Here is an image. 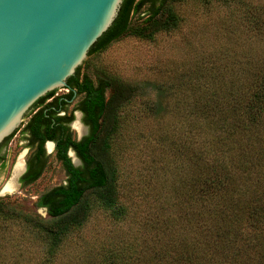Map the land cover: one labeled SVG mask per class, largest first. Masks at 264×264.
<instances>
[{
  "label": "trees",
  "instance_id": "obj_1",
  "mask_svg": "<svg viewBox=\"0 0 264 264\" xmlns=\"http://www.w3.org/2000/svg\"><path fill=\"white\" fill-rule=\"evenodd\" d=\"M185 1L123 0L115 21L87 57L123 37L150 40L174 29L178 17L171 4ZM145 6L146 19L136 25L133 16ZM241 7L248 42L254 41L256 48H246L238 61H225L221 54L219 62L207 70L198 67L178 86L125 83L102 70L92 78L81 74L80 66L67 80V94L55 97L54 91L38 100L26 116L24 138L31 144L40 141V147L55 142V157L66 179L35 202L46 210L48 222L6 209L0 200V225H24L46 243V256H64L68 236L83 228L98 208L107 222H128L134 231L119 244L94 236L92 244L101 248L96 264H264V10L257 12L244 3ZM148 89L157 97L151 103ZM74 94V110L59 115ZM138 100L142 109L127 117L126 108ZM75 110L89 126L80 141L73 139L68 126ZM141 113L161 128L156 143L151 130L140 136L143 151L172 158L161 161L153 155L144 173L137 171L132 178L121 169L119 153L126 149L125 126L134 131ZM131 140L136 150L138 136ZM69 149L80 166L72 164ZM44 166L28 178L27 172L22 186L34 183ZM131 189L141 190L145 198L138 197L145 204V214H138L141 222L130 214L128 204L120 203V195L130 203L124 194Z\"/></svg>",
  "mask_w": 264,
  "mask_h": 264
},
{
  "label": "rangeland",
  "instance_id": "obj_2",
  "mask_svg": "<svg viewBox=\"0 0 264 264\" xmlns=\"http://www.w3.org/2000/svg\"><path fill=\"white\" fill-rule=\"evenodd\" d=\"M243 3L249 4L250 8L256 9L257 12L264 10V0H229L228 3H223L221 0H210L208 3L187 0L172 3L171 9L178 17V25L174 29L161 31L150 40L134 36L123 37L113 42L104 52L87 57L81 65V74H88L93 78L94 72L102 70L125 83L150 82L155 85L178 86L183 80L189 81V75L198 67L207 70L212 63L219 62L221 54H224L222 59L225 61L228 58H235L238 61L246 48L247 51L256 48L254 41L248 42L247 38H250V35L248 33L246 35L245 25L241 21ZM146 10L147 6L133 16L136 25L146 19L144 13ZM226 51L233 55L226 56ZM191 84H195L193 77ZM149 91L146 98L149 97L151 103L157 97L154 91L148 89ZM67 93L68 90L64 89L54 96ZM140 100L134 106L126 108L127 117L142 109ZM77 101L78 98L66 107L67 113L70 114L74 110ZM27 120L23 117L22 123L13 131L6 145L5 164L0 166V200L4 202L6 209H15L23 214H34L43 222H48L49 217L46 211L37 208L35 202L43 193L63 184L66 176L61 163L51 152L46 158L43 172L34 183L23 187L16 186L15 179L18 175L14 174V169L21 155L24 154V160L25 153L28 151L22 131ZM73 120L77 121L76 115ZM133 130H128L125 126L122 144L126 149L119 153L121 169L125 172L128 170L125 174L131 175L132 178L137 171L144 173V164H149L153 155L161 156V161L163 157L166 160L172 158L170 155L159 154V152L147 155L148 150L143 151L144 141L140 136L151 130L154 132L156 143L161 130L157 120L148 121L144 113H141L138 127ZM71 132L73 138L81 135L74 126H71ZM133 136H138V141L134 143L137 146L136 150L131 145ZM116 158L118 162V157ZM10 181L13 184L12 190L4 192L3 189ZM142 193L141 190L133 192L131 189L124 194L129 197L130 203L123 195L119 197L122 205L128 204L129 210L131 209L130 214H137L135 218L137 222L142 221L138 214H145V204L139 199L140 195L145 199ZM91 214L93 215L83 228H79L76 233L68 236L63 246L64 256H46L48 250L46 243L24 225L19 223L0 225V264H77L85 259L91 264H96L98 260L96 254L101 252V248L92 244L95 240L94 236L107 244H119L121 241L132 238L130 232L134 231V227L130 223L107 222L102 215L104 212L98 208H95ZM107 247L108 245L104 246V248Z\"/></svg>",
  "mask_w": 264,
  "mask_h": 264
},
{
  "label": "water",
  "instance_id": "obj_3",
  "mask_svg": "<svg viewBox=\"0 0 264 264\" xmlns=\"http://www.w3.org/2000/svg\"><path fill=\"white\" fill-rule=\"evenodd\" d=\"M122 3L0 0V144L38 100L68 90L67 80L111 27ZM80 117L76 113L79 124ZM69 156L75 166L81 164L73 152Z\"/></svg>",
  "mask_w": 264,
  "mask_h": 264
},
{
  "label": "flooded vegetation",
  "instance_id": "obj_4",
  "mask_svg": "<svg viewBox=\"0 0 264 264\" xmlns=\"http://www.w3.org/2000/svg\"><path fill=\"white\" fill-rule=\"evenodd\" d=\"M75 98H76V95L74 94V96L70 100V102H73L75 100ZM48 101H50V100H48ZM77 112L81 114V117H80V126L83 129V133H82V136H81L80 139H79V137L78 138H73V139L75 141H80L83 137H85V136L88 135V133H89V126H87V125L84 124V122H83V114L80 111H76V110L73 111L72 112L73 113V116H75ZM66 113H67L66 110L63 109L62 111H60L59 115H61V116H63V115H69V113H67V114ZM73 121H71L68 124L70 130H71V123ZM6 140H7V138H6ZM6 140L3 143L0 144V159H1V157H3V159H4V160H0V166H4V164H5V152H6V145L8 143V142H6ZM25 141H26V145H27L26 148H27L28 151L25 153L24 160H23V157H22V169L20 171V174L15 179V184L18 187H23L21 180L27 174V172H28L27 178L30 177V176H33L40 169V167L45 163V160H46L47 156L51 152L55 154V150H56V144H55V142H52V141H46L41 147H40V141H36L33 144H31V142L28 141V140H25ZM48 143H50L49 144L50 145L49 146L50 148H48V145H47ZM70 152H73L74 153V156L76 158H78V157H77V155H76V153H75V151L73 149H69L68 150L67 156L71 159V162L73 164L72 158L69 156V153ZM23 155L24 154H22V156ZM80 162H81V160H80ZM41 209H44V208H41Z\"/></svg>",
  "mask_w": 264,
  "mask_h": 264
},
{
  "label": "bare ground",
  "instance_id": "obj_5",
  "mask_svg": "<svg viewBox=\"0 0 264 264\" xmlns=\"http://www.w3.org/2000/svg\"><path fill=\"white\" fill-rule=\"evenodd\" d=\"M72 126H74V128H76V130L79 132V134H82V132H83V129H82V127L80 126V124L77 122V121H75L74 123H73V125ZM50 145L48 144V148H50L49 147ZM22 155H21V157H20V160H19V162L17 163V165H16V167H15V175H19L20 174V171H21V169H22ZM12 186H13V184H12V182L10 181L6 186H5V188L3 189V191L4 192H10L11 190H12Z\"/></svg>",
  "mask_w": 264,
  "mask_h": 264
}]
</instances>
